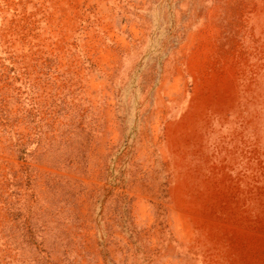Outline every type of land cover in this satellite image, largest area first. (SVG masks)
<instances>
[{"label": "rangeland", "instance_id": "rangeland-1", "mask_svg": "<svg viewBox=\"0 0 264 264\" xmlns=\"http://www.w3.org/2000/svg\"><path fill=\"white\" fill-rule=\"evenodd\" d=\"M0 264H264V0H0Z\"/></svg>", "mask_w": 264, "mask_h": 264}]
</instances>
